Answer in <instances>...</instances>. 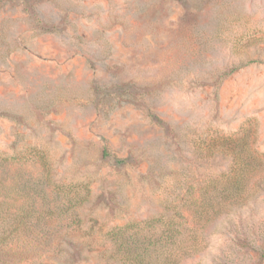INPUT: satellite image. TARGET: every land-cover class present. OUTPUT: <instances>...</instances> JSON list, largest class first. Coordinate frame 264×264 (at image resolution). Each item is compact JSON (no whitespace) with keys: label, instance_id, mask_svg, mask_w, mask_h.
Instances as JSON below:
<instances>
[{"label":"rangeland","instance_id":"rangeland-1","mask_svg":"<svg viewBox=\"0 0 264 264\" xmlns=\"http://www.w3.org/2000/svg\"><path fill=\"white\" fill-rule=\"evenodd\" d=\"M169 225L161 261L264 264V0H0V264Z\"/></svg>","mask_w":264,"mask_h":264},{"label":"trees","instance_id":"trees-1","mask_svg":"<svg viewBox=\"0 0 264 264\" xmlns=\"http://www.w3.org/2000/svg\"><path fill=\"white\" fill-rule=\"evenodd\" d=\"M174 225H169L167 232L169 236L164 233L159 237L150 238L145 237L143 241H138L134 236L128 237L125 241L119 245V248H123L124 257L119 260L121 264H173V255L167 256L164 260H160V256L156 257L155 254L160 253L164 248H167L169 252H172V246L175 244ZM180 233V232H176ZM175 233V234H176ZM115 255L117 253L114 252ZM2 255V254H1ZM115 255H112L115 256ZM154 256L155 262H150V259ZM159 257V261H158ZM153 258V260H154Z\"/></svg>","mask_w":264,"mask_h":264}]
</instances>
